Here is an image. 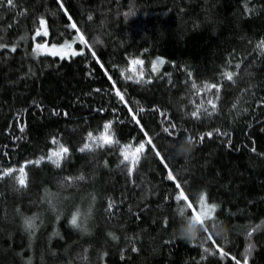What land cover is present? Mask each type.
I'll return each mask as SVG.
<instances>
[{"label": "trees", "instance_id": "16d2710c", "mask_svg": "<svg viewBox=\"0 0 264 264\" xmlns=\"http://www.w3.org/2000/svg\"><path fill=\"white\" fill-rule=\"evenodd\" d=\"M15 2L16 9H0V42L18 45L15 52L0 49V170L47 155L58 147L53 136L70 153L59 169L47 160L39 166L25 165L28 183L20 191L14 190L9 177L0 180V264H27L29 257L31 264H85L84 249L88 264H233L230 258L219 261L218 253L205 254L201 261V241L193 244L181 238L174 184L166 179L150 146L131 177L120 165L119 145L78 151L87 133L99 135L108 120L121 144L135 145L142 138L127 108L115 97L116 89L125 91L129 106L174 174L187 180L184 187L190 198L203 190L208 202L219 205L214 214L216 231H224L214 235L217 243L242 259L244 233L260 225L251 238L256 248L249 264H264V54L254 50L264 39V0H248L251 13L244 12L245 0H61L96 52L93 57L85 48L83 55L70 60L32 55L40 15L49 35L37 42L62 43L74 35V30L65 29L67 17L56 0ZM241 55L244 62L233 85L223 72L235 71ZM157 57L164 63L153 71ZM133 59L143 65L130 66ZM141 69L143 80L151 78L150 82L125 79ZM193 81L200 88L205 82L221 85L217 112L211 117L186 115L201 101L211 110L206 102L215 93V89L196 92ZM249 84L254 87L241 95L240 89ZM237 96L241 99L232 109ZM141 107L145 111L139 112ZM169 122L178 126L180 143L186 135L213 128L228 135L205 136L185 156L162 132ZM69 174H83L85 180L61 186ZM45 189L59 193L57 212L42 201ZM92 195L96 200L88 221L90 232L85 234L68 220L76 206L87 209ZM109 200L111 214L106 211ZM33 213L39 214V227L30 240L22 216ZM54 230L59 235H53ZM108 232L118 239L113 241ZM128 239L134 240L138 252L131 251ZM204 242L213 247L211 241ZM103 253L107 255L101 259Z\"/></svg>", "mask_w": 264, "mask_h": 264}, {"label": "snow or ice", "instance_id": "6c2138e0", "mask_svg": "<svg viewBox=\"0 0 264 264\" xmlns=\"http://www.w3.org/2000/svg\"><path fill=\"white\" fill-rule=\"evenodd\" d=\"M56 3L59 4L60 9L64 10V15L67 17V22L65 23L64 27L65 29H72L74 30V35L71 39H64L62 43H52L50 45V55L53 57H71L75 56L77 54L83 55L84 49L87 48L89 51H91V54L93 57L96 56V52L92 50L91 45L89 44L88 40L86 39V35L83 33V31L78 27L77 23L73 20V17L69 15L67 9L65 8V5L61 3V0H56ZM17 4L15 0H0V9L3 10H12L16 9ZM253 8L249 7L248 0H245L244 3V12L245 13H251L253 12ZM55 14V13H54ZM129 13H125V18L127 19ZM89 20H92V16H88ZM41 30H43V36H48L49 31L46 27V20L44 19L43 15H40L39 17V26L35 30V35L40 36ZM25 37L21 36L20 39H24ZM35 37H33L34 39ZM3 37H0V40H2ZM79 42L80 45L83 46V48L80 49L79 53L76 49L73 48V45ZM17 43L13 42L11 45H8L7 43L0 42V49L8 48L10 51L15 52L17 49ZM47 47L44 43H36L34 47L32 48L33 55H39L40 51L45 49ZM254 50H258L261 54H264V39L260 40ZM244 62L243 55H241V58L239 61H237L234 64L235 71H224L223 77H225L228 81H231L233 85L237 83V77L240 76L239 70L241 69V66ZM164 63V59L162 57H157L154 61H152V68L153 71L156 70L157 64ZM232 61H229V64H231ZM129 65H143V61L139 59H133L129 62ZM115 67V66H113ZM107 74V73H105ZM120 75L124 76V70L122 69L120 71ZM189 77H191V72L188 73ZM109 80L112 79L111 76L108 77ZM128 81H133L134 83H148L150 82L149 78L148 80H143V71L137 73H133L132 75H128L125 77ZM254 87L253 85L249 84L246 88H241L240 93L241 95L249 92L251 88ZM112 88H116V83L113 81ZM191 88L195 90L196 92H202V91H210L212 89H215V93L213 95V98H210L207 100V104L211 105V110H209L207 107H204V101H201L200 104L196 105L195 110L191 111L190 113H186V115H190L193 118L200 119L203 115L205 118L211 117L214 113L217 112V104L216 101L220 99V88L221 85L219 83H208L205 82L203 87H198L197 83L195 81L192 82ZM94 91L99 92L101 89H95ZM115 97L118 99L119 102H121L125 108H127V114L130 116L131 121L134 122L135 125L139 127L140 132L143 134L142 138L139 139L138 143L133 145L132 143H123L115 138V133L111 130L112 128V121L108 120L103 124L104 131L101 132L99 135H93L92 131H89L87 135L83 138V142L81 146L79 147L78 151L80 152H95L97 149L105 148L106 145L111 146L113 144L119 145V155L122 157L120 159V165L124 166L127 172V175L129 177L132 176L134 169L138 166L141 158L145 154L146 146H150V151L154 153L155 157L159 160L160 164L163 166V168L166 170V179L172 184H174L175 189V195L172 197L174 201L176 202V211L178 218L181 221V225H186L185 232L183 237L181 238L189 241L190 243L195 244L198 240L201 241L199 243V247L201 249L200 253V260L203 261L206 259V255L212 256L216 255L218 253V259L219 261H224L226 258H230L233 264H249V260L256 248L255 243L252 242L251 238L253 236V233L260 228V225H256L253 228L248 229L244 234L246 238V245L243 249V252L240 254L242 259L237 258V256L230 251H226L224 246L222 244H218L217 241L214 239L215 236H219L218 233L213 231L218 227L217 223L215 222L216 217L214 216L216 209L219 207L218 204L214 202H208L207 193L205 191H201L195 199L190 198L189 194L185 190V185L188 183L187 180H181L177 175L174 174V171L172 170L171 166L167 163L166 156L161 152L159 147L154 142V137L149 134V132L146 130L145 125L142 123L141 119L137 115V111H134L132 107L129 106V102L125 99V91L121 89L115 90ZM241 99V96H237L236 102H234L231 107L232 109H237L239 100ZM37 107H40V105H37ZM203 109V111H201ZM104 109L101 108L99 111H103ZM117 109L113 107V111L115 112ZM247 109H243V111H246ZM139 112L145 111L144 108H139ZM56 114V113H53ZM65 116L68 114L65 112ZM237 115H239V111L237 112ZM177 125L168 123L167 126H162V132L164 134H167V136L172 137L171 143L176 147L178 153H182L185 156H187L191 148L194 146V144L201 142L205 136L208 138H211L213 134L217 135H223L227 137L226 132H222L220 128H213L210 131L198 133L197 135H186L183 142L180 143L177 140ZM20 131L23 132L24 128L21 127ZM187 132V129L184 130ZM159 135V133H157ZM52 143L57 144L58 147L55 149H49L47 155H40L37 157L34 161L33 160H26L24 162V165H21L19 168H13V167H4L2 170H0V180H3L5 177H9L13 183V188L15 191H20L27 187L28 183V173L25 170V165L27 164H35L37 166L40 165V163L44 160L49 161L54 167L57 169L61 168L62 161H65L70 153V148L66 146L63 143H60L57 141L56 137H52ZM228 145H231V141H228ZM253 152H255V148L252 149ZM262 156H264V153H261ZM13 173H16V175H12ZM85 176L83 174H80L78 176H73L71 174L66 175L61 180V186H68L71 187L75 183L84 181ZM42 201L46 202L49 208L53 212H57V202L59 199V193L51 192L47 189H45V195L41 198ZM92 203L89 204L86 210H81L80 206H76L75 210L71 212L70 219L68 220V223L75 229L79 230L81 233H89L90 229L88 227V221L91 218L92 215V208L93 204L96 200V196L92 195L91 197ZM165 199H169L168 196L165 197ZM113 208V201L109 200L107 204L106 211L111 214L110 210ZM17 212L19 213V208H17ZM39 219L38 213H33L31 216H22L23 220V227L24 230L28 233L29 239L35 235L36 229L39 227L37 224V220ZM57 219H59V216H57ZM209 221H212L211 225L209 224ZM264 224V221L261 222ZM165 227L168 225V220L165 218L164 220ZM196 227L200 228V232L196 233L194 229ZM220 231H224L222 228ZM204 233V236H201L200 234ZM53 235H59L58 232H53ZM107 235L111 237L113 241L117 240L118 237L113 232H108ZM228 237L227 235L224 236L225 243L227 242ZM204 241H211L213 247H206ZM128 243L131 245V251L132 252H138V248L135 245V242L133 239H128ZM165 243H168V241H165ZM88 249H84V255L81 257L82 260L85 262V264H88L89 258L87 256ZM104 255H107V253H103L101 256V259ZM121 259H124V250L121 249ZM27 264H31V257H29Z\"/></svg>", "mask_w": 264, "mask_h": 264}, {"label": "rangeland", "instance_id": "374dc122", "mask_svg": "<svg viewBox=\"0 0 264 264\" xmlns=\"http://www.w3.org/2000/svg\"><path fill=\"white\" fill-rule=\"evenodd\" d=\"M43 37L46 38V39H48V36H46V37L43 36V30H41V35H40V36H35V38H34V44H33V47H34V45H35L36 43H39V42H37V39H41V38H43ZM41 43L46 44L47 47H46L45 49L41 50L39 55H35V56H34L33 53H32L33 57L48 56V57L57 58V59H60V60H70L71 58H74V57L80 55V54H77V55H75V56H71V57H64L63 59L60 58V57H53V56H51V55L49 54L50 51H51V49H50V44H49L47 41H44V42H41ZM73 48L76 49L77 52L79 53L80 49L83 48V46L80 45L79 42L77 41V43L73 45ZM84 52H85V49H84ZM135 66H137V65H135Z\"/></svg>", "mask_w": 264, "mask_h": 264}, {"label": "clouds", "instance_id": "9594fccd", "mask_svg": "<svg viewBox=\"0 0 264 264\" xmlns=\"http://www.w3.org/2000/svg\"><path fill=\"white\" fill-rule=\"evenodd\" d=\"M185 228H186V225H181L180 228H179V235L183 237L184 235V232H185ZM194 231L196 233H199L200 232V228L199 227H196L194 229ZM214 231H216V229H214ZM218 233L219 236H222L223 235V232L222 231H216Z\"/></svg>", "mask_w": 264, "mask_h": 264}]
</instances>
